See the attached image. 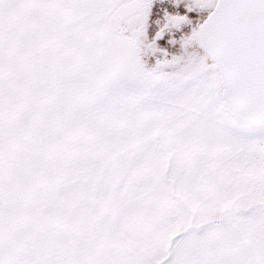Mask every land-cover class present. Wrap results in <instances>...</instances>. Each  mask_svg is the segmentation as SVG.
<instances>
[{"label":"snow or ice","instance_id":"6c2138e0","mask_svg":"<svg viewBox=\"0 0 264 264\" xmlns=\"http://www.w3.org/2000/svg\"><path fill=\"white\" fill-rule=\"evenodd\" d=\"M0 264H264V0H0Z\"/></svg>","mask_w":264,"mask_h":264}]
</instances>
